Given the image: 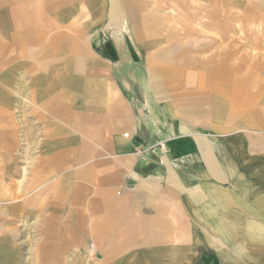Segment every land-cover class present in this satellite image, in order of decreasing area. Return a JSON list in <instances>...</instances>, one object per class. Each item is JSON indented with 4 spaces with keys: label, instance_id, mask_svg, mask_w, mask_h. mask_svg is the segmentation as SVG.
<instances>
[{
    "label": "crops",
    "instance_id": "crops-1",
    "mask_svg": "<svg viewBox=\"0 0 264 264\" xmlns=\"http://www.w3.org/2000/svg\"><path fill=\"white\" fill-rule=\"evenodd\" d=\"M231 4L0 0V264L264 262Z\"/></svg>",
    "mask_w": 264,
    "mask_h": 264
},
{
    "label": "rangeland",
    "instance_id": "rangeland-1",
    "mask_svg": "<svg viewBox=\"0 0 264 264\" xmlns=\"http://www.w3.org/2000/svg\"><path fill=\"white\" fill-rule=\"evenodd\" d=\"M231 3L229 7V43L236 53L231 58L232 60L243 58L247 69L253 64L258 66L256 75L259 79H262L263 83L260 85L257 82L256 85L253 84L250 88L247 87L246 92L249 93L254 90V92L260 93L261 98L252 101V104L255 105L256 109L264 112V0H231ZM94 44L96 45V42ZM239 89L242 92L244 90L242 87ZM247 104H250V102ZM262 121L264 123V119ZM245 130L244 134L254 133L251 139L255 144L252 152L257 158L264 160V129H261V133L252 132L251 129ZM91 261L87 263L93 264ZM261 264H264V262Z\"/></svg>",
    "mask_w": 264,
    "mask_h": 264
},
{
    "label": "built area",
    "instance_id": "built-area-1",
    "mask_svg": "<svg viewBox=\"0 0 264 264\" xmlns=\"http://www.w3.org/2000/svg\"><path fill=\"white\" fill-rule=\"evenodd\" d=\"M86 255H87V258H89L90 260H94L97 258V251H96L95 245L92 242L88 244V247L86 249Z\"/></svg>",
    "mask_w": 264,
    "mask_h": 264
},
{
    "label": "clouds",
    "instance_id": "clouds-1",
    "mask_svg": "<svg viewBox=\"0 0 264 264\" xmlns=\"http://www.w3.org/2000/svg\"><path fill=\"white\" fill-rule=\"evenodd\" d=\"M243 250H241V252H242Z\"/></svg>",
    "mask_w": 264,
    "mask_h": 264
}]
</instances>
